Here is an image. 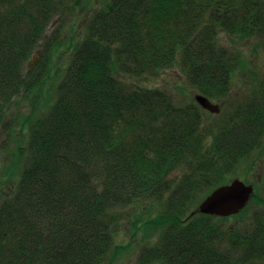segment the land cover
I'll use <instances>...</instances> for the list:
<instances>
[{
	"label": "trees",
	"instance_id": "obj_1",
	"mask_svg": "<svg viewBox=\"0 0 264 264\" xmlns=\"http://www.w3.org/2000/svg\"><path fill=\"white\" fill-rule=\"evenodd\" d=\"M81 5L0 0V130L3 110L40 81L25 69L31 53L59 45L46 39L49 24ZM87 10L0 201V264H111L123 208L138 200L159 205L161 228L139 264H263L264 161L250 217L226 227V217L193 210L231 178L246 182L238 168L261 143L264 87L230 97L243 59L217 34L264 43V0H98ZM172 68L219 112L137 82Z\"/></svg>",
	"mask_w": 264,
	"mask_h": 264
},
{
	"label": "rangeland",
	"instance_id": "obj_2",
	"mask_svg": "<svg viewBox=\"0 0 264 264\" xmlns=\"http://www.w3.org/2000/svg\"><path fill=\"white\" fill-rule=\"evenodd\" d=\"M80 2L82 3L81 9H76L64 17H58L48 26L46 39H57L58 47L46 53L41 49H35L27 60L26 70L31 69L33 76H40L41 73L39 83L30 91L13 99L2 112L0 201L14 189L13 186L19 178L24 160L20 148L26 144L29 135L28 124L53 103L57 85L70 57V48L80 38L84 22L90 14L87 8H94L98 5V0H80ZM217 39L219 42L234 47L243 59L242 65L233 76L230 97L242 96L254 88L259 89L261 85L264 87V43L255 38L253 40L252 38L230 40L222 32L217 34ZM253 50L256 51L254 56L251 53ZM137 82L141 86L164 89L180 101L190 99L195 93V89L187 85L184 77L176 68L140 78ZM262 161H264V134L259 147L238 168L239 175L249 172L248 177L255 178L258 174L256 169H261ZM240 180L245 182L243 179ZM152 203V201L138 200L123 208L127 217L123 218L113 234L111 253L114 251V260L111 264H135L139 249L157 240L161 228L154 221L157 219L159 205L156 203L152 205ZM259 208L260 205L253 203L252 200L249 208H245L243 215L227 218L224 225L226 227L235 226L239 218L250 217L252 212ZM261 263L264 264V257Z\"/></svg>",
	"mask_w": 264,
	"mask_h": 264
},
{
	"label": "water",
	"instance_id": "obj_3",
	"mask_svg": "<svg viewBox=\"0 0 264 264\" xmlns=\"http://www.w3.org/2000/svg\"><path fill=\"white\" fill-rule=\"evenodd\" d=\"M196 103L211 114H217L220 106L205 95L194 93ZM253 194V185L246 184L239 178H233L210 191L197 205L194 212L213 215L229 216L238 213L249 201Z\"/></svg>",
	"mask_w": 264,
	"mask_h": 264
},
{
	"label": "bare ground",
	"instance_id": "obj_4",
	"mask_svg": "<svg viewBox=\"0 0 264 264\" xmlns=\"http://www.w3.org/2000/svg\"><path fill=\"white\" fill-rule=\"evenodd\" d=\"M253 180H256L255 178H252L251 176L247 178V181H253ZM246 181V182H247ZM112 249V247H111ZM171 257V256H170ZM172 258V257H171ZM195 264V262H193ZM135 264H139L137 260H135ZM154 264H157V263H154Z\"/></svg>",
	"mask_w": 264,
	"mask_h": 264
},
{
	"label": "flooded vegetation",
	"instance_id": "obj_5",
	"mask_svg": "<svg viewBox=\"0 0 264 264\" xmlns=\"http://www.w3.org/2000/svg\"><path fill=\"white\" fill-rule=\"evenodd\" d=\"M240 13V11H238Z\"/></svg>",
	"mask_w": 264,
	"mask_h": 264
}]
</instances>
